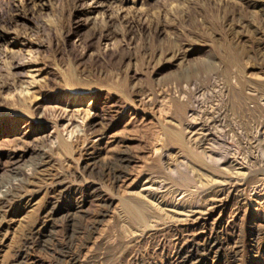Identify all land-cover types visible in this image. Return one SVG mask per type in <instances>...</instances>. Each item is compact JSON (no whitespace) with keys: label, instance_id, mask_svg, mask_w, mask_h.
I'll return each mask as SVG.
<instances>
[{"label":"rangeland","instance_id":"rangeland-1","mask_svg":"<svg viewBox=\"0 0 264 264\" xmlns=\"http://www.w3.org/2000/svg\"><path fill=\"white\" fill-rule=\"evenodd\" d=\"M4 186L0 264H264V0H0Z\"/></svg>","mask_w":264,"mask_h":264},{"label":"bare ground","instance_id":"bare-ground-1","mask_svg":"<svg viewBox=\"0 0 264 264\" xmlns=\"http://www.w3.org/2000/svg\"><path fill=\"white\" fill-rule=\"evenodd\" d=\"M33 72H32V74L31 75H29V84H28V86L27 87H25V89L23 90V93L25 94V95H27L28 97L30 96V97H33V94H34V92L36 91L35 90V88H36V86H37V83H38V81H39V79H37V77L39 76V74H38V70H36V69H33L32 70ZM78 112H80V110H77ZM95 153V152H94ZM56 177V176H55ZM59 178V177H58ZM54 180V179H53ZM59 181H61V180H59ZM59 181H57V182H59ZM150 181V180H149ZM4 187H6V189H0V198H3V197H7V196H9L10 194H12V193H14V191L12 192V187L11 186H4ZM149 189H150V183L148 182V180H146L143 184H142V186H141V188H140V190L138 191V193H136L137 194V197L139 198V199H141L142 201L141 202H144L146 205H148V206H150V207H152L153 209H158V208H160L159 207V204L156 202V201H154V200H152L151 199V197L148 195V194H150V193H148L147 191H149ZM16 193V192H15ZM3 201V200H2ZM136 202H138V201H136ZM136 202H133L132 204H131V208H132V212L134 213V215H135V217H137V218H141V219H144V215H143V211H141V209H140V205H139V203H136ZM142 204V203H141ZM166 212H168V213H171V214H177V215H180V216H186V215H188L191 211H184L183 209H181V208H177V207H175V206H171V205H169V206H166L165 208H163ZM52 212V211H51ZM64 213V212H63ZM70 214L71 213H66V214H64L65 215V217L66 218H69V216H70ZM167 214V213H166ZM54 215V213L52 212V214H50V216H53ZM40 242V241H39ZM218 245V242L217 241H214L213 240V242H211V243H209V245H208V247H207V249L206 250H211V248H214V247H216ZM192 249V248H191ZM197 250L196 251H192V250H188L185 254H184V252H183V254H181V256H180V259H179V264H189L190 262H191V260H192V258L194 257V256H196L197 255ZM205 253V252H204Z\"/></svg>","mask_w":264,"mask_h":264}]
</instances>
